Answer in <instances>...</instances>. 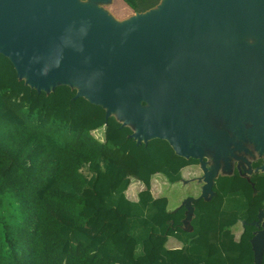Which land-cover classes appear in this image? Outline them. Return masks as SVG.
Returning a JSON list of instances; mask_svg holds the SVG:
<instances>
[{"label": "trees", "instance_id": "1", "mask_svg": "<svg viewBox=\"0 0 264 264\" xmlns=\"http://www.w3.org/2000/svg\"><path fill=\"white\" fill-rule=\"evenodd\" d=\"M122 1L134 13L161 2ZM75 97L68 86L32 89L0 54V264H255L261 228L247 221L264 208V174L220 175L216 195L193 202L187 220L188 209L171 210L152 183L177 184L199 161L165 140L138 145L131 127ZM134 183L144 185L135 200Z\"/></svg>", "mask_w": 264, "mask_h": 264}, {"label": "water", "instance_id": "2", "mask_svg": "<svg viewBox=\"0 0 264 264\" xmlns=\"http://www.w3.org/2000/svg\"><path fill=\"white\" fill-rule=\"evenodd\" d=\"M109 3L0 0V54L32 89L71 87L138 145L165 140L198 160L201 194L182 203L189 220L234 161L264 159V0H161L124 20L100 6ZM251 224L262 264L264 210Z\"/></svg>", "mask_w": 264, "mask_h": 264}, {"label": "rangeland", "instance_id": "3", "mask_svg": "<svg viewBox=\"0 0 264 264\" xmlns=\"http://www.w3.org/2000/svg\"><path fill=\"white\" fill-rule=\"evenodd\" d=\"M101 7H104L107 11L110 12V14L118 20L126 19L131 16H133L134 12L131 10V8L122 0H112V3L100 5ZM95 136L99 139L103 138V130H99L95 133ZM184 171H188L190 175L198 176L201 174V171L199 169V166L192 165L190 167H186ZM223 174V173H222ZM160 179H157L161 182L163 185L162 190V196L165 195V197L169 200V207L173 209H177L181 205V203L190 197L198 195V185L194 183H189V177L183 176L182 173V180L181 182L177 184H169L164 177L159 176ZM197 190V191H196ZM196 191V192H195ZM158 196V195H157ZM241 229V226L238 225L237 227L233 228L234 232H237ZM238 233V232H237Z\"/></svg>", "mask_w": 264, "mask_h": 264}, {"label": "flooded vegetation", "instance_id": "4", "mask_svg": "<svg viewBox=\"0 0 264 264\" xmlns=\"http://www.w3.org/2000/svg\"><path fill=\"white\" fill-rule=\"evenodd\" d=\"M254 158H256L254 156ZM250 158L248 157L249 161H250V164H251V167H248L246 164L242 163H238L236 161L233 162V166H234V171H238L240 173V176L245 179L246 181L250 180L254 174H264V170H260V168L264 165V159L263 158ZM192 165H189L188 167H190ZM238 166H241L240 169ZM200 169V168H199ZM201 171V170H200ZM200 176H202V172L200 174ZM264 177V176H263ZM198 177H196L195 179H197ZM264 179V178H263ZM192 183L194 184H198V180H194ZM202 183H199V187H200V192L198 195L194 196L193 198H197L200 196L201 194V188H202ZM263 201L264 199H262L261 201V204L263 205ZM261 207V206H258V208ZM261 210H264V208H260L259 209V212ZM259 212H257L256 214V217L254 219H251L250 221H247V224H250L252 222H256L258 221V214ZM248 214L250 215V212H248ZM238 225L241 226V229H242V233H243V230H244V223L243 222H240L238 223L237 225H235V227H237ZM261 228V227H260Z\"/></svg>", "mask_w": 264, "mask_h": 264}, {"label": "crops", "instance_id": "5", "mask_svg": "<svg viewBox=\"0 0 264 264\" xmlns=\"http://www.w3.org/2000/svg\"><path fill=\"white\" fill-rule=\"evenodd\" d=\"M134 15V14H133ZM127 19V18H126ZM121 20H124V19H121ZM183 176H187L189 177L188 179L190 180L189 183L193 182L194 180H198V178H200V174L196 177H198L197 179L194 178V176L190 175V173L188 171H184L183 170ZM157 179H160V177L157 175L154 179H153V183L152 185L155 186L157 184V190L156 192L154 193L155 197L157 198H161V197H165V195L162 196V190H163V185L165 184H161V182ZM198 185V193L200 192V187H199V183L197 184ZM144 189V185L140 184V183H134L131 185L130 187V193L131 195H134V198L136 199L137 198V193L141 190ZM197 191V190H196ZM195 191V192H196ZM158 195V196H157ZM197 195V194H196ZM195 195V196H196ZM194 197V196H193ZM166 198V197H165ZM169 202V200H168ZM183 203V202H182ZM181 203V205H182ZM180 205V206H181ZM179 206V207H180ZM170 208V207H169ZM178 208V207H177ZM171 210H174L173 208H170ZM234 232V231H233ZM238 232V233H237ZM237 232H234L235 236L237 239L240 238L241 234H242V229L238 230ZM167 247L170 248V249H176V248H181L182 247V244L177 241L176 239H169L168 242H167ZM253 251V250H252Z\"/></svg>", "mask_w": 264, "mask_h": 264}, {"label": "built area", "instance_id": "6", "mask_svg": "<svg viewBox=\"0 0 264 264\" xmlns=\"http://www.w3.org/2000/svg\"><path fill=\"white\" fill-rule=\"evenodd\" d=\"M156 190H157V184L152 187L153 194L156 192ZM130 197H133L134 198V195H131V193H130ZM134 200H135V198H134Z\"/></svg>", "mask_w": 264, "mask_h": 264}]
</instances>
